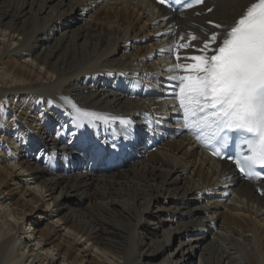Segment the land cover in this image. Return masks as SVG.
Instances as JSON below:
<instances>
[{
	"label": "bare ground",
	"instance_id": "6f19581e",
	"mask_svg": "<svg viewBox=\"0 0 264 264\" xmlns=\"http://www.w3.org/2000/svg\"><path fill=\"white\" fill-rule=\"evenodd\" d=\"M252 2L0 0V264H264V180L205 153L167 70Z\"/></svg>",
	"mask_w": 264,
	"mask_h": 264
},
{
	"label": "snow or ice",
	"instance_id": "6c2138e0",
	"mask_svg": "<svg viewBox=\"0 0 264 264\" xmlns=\"http://www.w3.org/2000/svg\"><path fill=\"white\" fill-rule=\"evenodd\" d=\"M157 2L170 6V0ZM203 3L193 0L184 8ZM209 23L221 31L206 34L200 46L193 43L200 40L197 35L180 34L169 49L175 63L167 70L183 73L169 77L177 82L173 96L182 110L183 127L213 156L232 161L245 178L264 177V0L252 2L230 25ZM64 99L78 128L118 119L131 123ZM232 144L234 154L228 151Z\"/></svg>",
	"mask_w": 264,
	"mask_h": 264
},
{
	"label": "rangeland",
	"instance_id": "374dc122",
	"mask_svg": "<svg viewBox=\"0 0 264 264\" xmlns=\"http://www.w3.org/2000/svg\"><path fill=\"white\" fill-rule=\"evenodd\" d=\"M80 25H81V20H80V23H79ZM175 26V25H174ZM174 29H175V27H174ZM176 30V29H175ZM1 113V112H0ZM152 151H155V147L152 149ZM154 205V204H153ZM152 205V206H153ZM152 206H150V207H152ZM12 222V221H11ZM28 227L26 226V229H27ZM215 227H213V228H211L210 229V231H211V233H209L208 234V238L205 240V243L202 245V247H207V246H209V245H211V243H212V236L214 235V234H216L217 233V231L218 232H220L219 231V229H217V228H215ZM30 237H28V239H29ZM30 240H32V238L30 239ZM199 254H200V251H198L196 254H194V255H192V256H188V257H186V261L184 262V264H197V262H198V260H199Z\"/></svg>",
	"mask_w": 264,
	"mask_h": 264
}]
</instances>
